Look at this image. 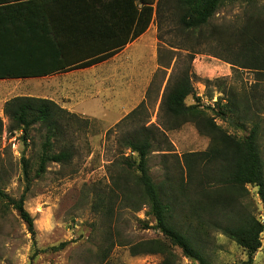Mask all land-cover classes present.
Returning a JSON list of instances; mask_svg holds the SVG:
<instances>
[{"label": "trees", "instance_id": "trees-1", "mask_svg": "<svg viewBox=\"0 0 264 264\" xmlns=\"http://www.w3.org/2000/svg\"><path fill=\"white\" fill-rule=\"evenodd\" d=\"M260 0H0V80L39 79L50 75L87 68L106 61L142 37L157 21L158 28L175 22L191 41V49L213 35L212 20L225 6L243 3L249 7L245 24L239 29H225V52H236L237 67L252 69L264 78V6ZM208 36V37H207ZM207 37V38H206ZM238 50H235L237 48ZM260 78V77H259ZM258 86L251 94H240L232 100L223 98L216 107L202 105L189 74L168 84L162 111L167 128L147 126V103L142 102L119 125L132 130L119 141L123 156L121 172L113 180L111 192H103L94 211L105 217L114 215L119 199L135 201V211L149 208L156 226L164 236L130 244L132 256H159V264H180L182 255L198 264H210L203 244L210 229L216 228L246 251L254 264L263 247L264 160L260 154L258 117L264 110V99ZM193 97L194 104H187ZM9 120L7 133L21 132L26 142L35 126L45 131L38 176L48 165L62 167L72 163L76 153L68 139L74 124L84 119L55 101L18 96L5 104ZM233 120L242 136L230 135L217 120ZM85 121V120H84ZM87 121V120H86ZM193 124L198 132L212 141L208 151L172 154L167 131ZM5 124L0 117V138ZM158 146L165 158L166 178L157 184L149 167L150 156ZM61 146L60 151H56ZM125 151L130 154L126 155ZM171 155L176 160L170 166ZM25 169L26 156L22 157ZM30 184V183H29ZM28 184L27 189L30 188ZM256 189L260 213L246 211L243 199L249 188ZM25 196L19 200L0 188V205L13 208L26 223L34 239L31 264L42 253H59L70 242L40 249L36 242L35 220L25 208Z\"/></svg>", "mask_w": 264, "mask_h": 264}, {"label": "rangeland", "instance_id": "rangeland-1", "mask_svg": "<svg viewBox=\"0 0 264 264\" xmlns=\"http://www.w3.org/2000/svg\"><path fill=\"white\" fill-rule=\"evenodd\" d=\"M258 5L264 6V0H260ZM250 10L243 3L223 7L209 28V32L210 29L215 30L214 34L195 46V51L191 49L194 41L175 22H167L158 28L155 21L136 41L132 53L122 57L110 68L113 72L127 61L129 67L126 74L122 75V81L112 78L106 87L110 86L113 100L125 97L128 106L125 108L122 103L117 108L115 102V106L105 107L92 101L88 108L92 117L81 116L85 121L74 124L70 130L68 139L73 141L76 155L72 163L65 167L51 163L46 173L38 176L45 131L35 126L25 142L21 132H15L12 136L7 133L9 120L4 123L5 131L0 138V188L13 199L19 200L25 196V208L35 220L38 248L47 249L61 242H70L63 252L40 254L35 264L161 262L159 256L135 257L130 252V244L164 238L155 228L156 222L148 207L135 211L139 198L123 203L119 199L114 215L110 218L93 209L99 195L111 192L113 180L121 172L118 165L122 164L123 154L119 141L134 126L126 128L119 124L146 101L147 116L143 118L147 120V126L167 128L162 111L164 93L169 83H175L178 77L187 73L204 106L216 107L220 98L235 102V96L251 94L255 86H258L259 95L264 99L263 76L252 69L233 65L231 61L238 62L236 52L232 57L227 55L224 51L228 47L227 41L221 36L224 28L233 30L242 27ZM235 50H238V46ZM102 74L91 73V81L102 77ZM45 85L41 79L16 81L11 87V97L40 98L46 93ZM194 103L192 96L187 99V104ZM258 118L260 154L264 160V110ZM233 120L218 119L217 124L230 135L246 134L236 130ZM167 138L172 154L179 157L185 153L208 151L212 144L211 139L201 135L193 124L167 131ZM60 149L62 147L58 146L56 151ZM158 150L156 145L150 156L149 167L154 181L160 184L166 178V163L164 153ZM125 154L130 152L125 151ZM23 155L28 160L26 169ZM175 155L169 159L170 166L176 160ZM260 203L256 189L250 187L249 195L243 199L246 211L258 216ZM262 242L263 247L255 255L254 264H264V233ZM203 246L210 264H242L248 260L246 251L216 228L210 229ZM33 253L34 239L26 223L13 206L0 205V264H31ZM176 253L180 264H198L184 257L180 250H176Z\"/></svg>", "mask_w": 264, "mask_h": 264}, {"label": "crops", "instance_id": "crops-1", "mask_svg": "<svg viewBox=\"0 0 264 264\" xmlns=\"http://www.w3.org/2000/svg\"><path fill=\"white\" fill-rule=\"evenodd\" d=\"M135 43L129 44L123 51L114 57L98 63L96 65L75 69L69 72L58 73L47 77H41L45 85L46 93L40 98L55 101L62 108L75 113L77 115L91 118V102L96 101L103 106H115L122 104L126 108L128 103L125 99L116 98L113 100V95L110 93V86L107 85L114 78L117 81H122V75L126 74L129 67L126 62L110 71L112 65L117 63L122 57L127 56L134 50ZM103 73L102 77L91 81V73ZM34 79H1L0 80V117L4 123H8V118L5 116V104L10 101L13 88L16 81H29ZM11 92V93H10ZM104 92V93H103ZM101 101V102H100ZM120 101H122L120 103ZM85 108V109H83Z\"/></svg>", "mask_w": 264, "mask_h": 264}, {"label": "built area", "instance_id": "built-area-1", "mask_svg": "<svg viewBox=\"0 0 264 264\" xmlns=\"http://www.w3.org/2000/svg\"><path fill=\"white\" fill-rule=\"evenodd\" d=\"M260 220L264 223V213L260 215Z\"/></svg>", "mask_w": 264, "mask_h": 264}]
</instances>
